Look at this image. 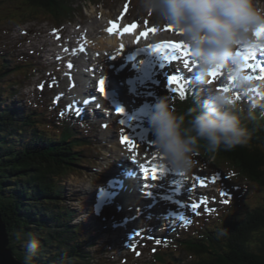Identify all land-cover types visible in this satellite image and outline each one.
Wrapping results in <instances>:
<instances>
[{"label": "rangeland", "instance_id": "374dc122", "mask_svg": "<svg viewBox=\"0 0 264 264\" xmlns=\"http://www.w3.org/2000/svg\"><path fill=\"white\" fill-rule=\"evenodd\" d=\"M7 2V0H3V2L0 0V56L12 57L13 59H16L17 57H21L23 54L27 55L28 52L36 50L37 52H35V54L37 58L39 56L44 57L43 70L36 78L32 80L28 81L23 79V75H21L20 72L11 71L9 73L13 80L20 81V89H22V93L24 95L30 91L34 92L37 90L39 79H41V83L38 94H41L44 91V83L48 84L49 82L57 86L58 81L53 80V73L58 71L63 76L68 75V71L74 67L73 61L77 55L81 52H85L88 49L96 48L99 50V53H97L96 56L101 55L102 51L104 50V48H101V43L106 39L113 38V36L124 34V29L132 24H137L138 27L136 28L135 32L128 33L129 35L135 37L136 33L142 29L140 34L137 33V37L135 39H130L131 41L136 42L139 46L146 43L156 44L159 38L165 39V41H171V38L175 36L176 39H180L177 32L164 31L165 27L168 25L161 26L156 22L154 17L144 16V14L137 8L136 0H92V2L88 1L84 2V4L81 3L82 1H76L74 6L71 7L73 9L71 13H64L63 15L58 16L42 11H38L32 16L29 14V11L20 12L19 15L12 16L10 4ZM101 2H103L104 6H107L108 9L98 5ZM132 2H134V5H132ZM4 3H7V5H4ZM126 5L127 11H125ZM104 23L110 25L118 24L121 26V29L113 34L108 31V28L105 31L93 33L90 38L81 33L80 29L83 30L86 27H91L93 24L101 26V24ZM151 27H156L158 32L155 34L149 32V35L144 37L142 33L148 31ZM68 28L80 32L78 37L73 38L75 41H82V43H80L76 48H69L68 46L64 45V42L67 41L69 37H71L65 33ZM41 29L49 31L48 35L44 34V36L38 37L37 32ZM51 36H53L51 40L55 42V45L43 47V43L46 42L47 39L50 40ZM22 40H24V42L21 46H19L18 44ZM61 40L62 44L59 42ZM57 47H60V49L57 50L56 57H54V52L52 51L56 50ZM65 55H68L69 57L65 58ZM87 55L88 56L86 57L84 64H88V62L91 63L88 65L90 67L82 68V75L90 78L94 82H96L97 77L108 76L107 71H110L114 67V65L111 63L113 56H110V60H106L105 63L107 66L105 65V69L99 72L93 71L92 68L95 65L94 63L96 57H93V53H91V56L88 53ZM188 56L189 55L187 54L184 57ZM115 57L117 58L116 65L119 67L124 65V63L129 59V55L125 52H117ZM48 59H51V61L48 62ZM160 59L161 58L159 55L155 58L154 64L157 65V67L156 71L154 72V76L157 77L152 80L153 85L161 91L159 95H155L154 91H151V87L145 86L144 82L142 81L141 83L136 84L137 86H140L138 92L139 94L136 96V100L131 99V103L133 102V104L136 101L141 104L149 102V106L146 108V115L148 116L147 119H138V122L140 123L137 124L127 123L126 119H116V125H122L125 130L128 129L127 132L123 133L119 126L110 125L109 128V125L101 124L97 118V120H95V125L98 129L97 142L100 146V152L97 155L94 154L92 158L93 164L91 165H85L84 163L79 162L78 166L73 169V175L68 177L65 186L66 190H69L71 194L74 192H84L85 190L89 189H93V192H98L99 188L104 187L108 183L106 180L105 184H98V180L101 177L100 174L105 173L111 175L119 171L128 170L131 165V167H135L136 170H140L139 165H137L136 161L132 157L126 159L122 154V151L132 149L128 145L121 143V137L128 136L136 143V147L139 150L145 149L146 152L151 151V159L148 163L149 167L163 166L162 174H174V182L182 180L181 182L184 185L183 190H185L186 193L182 199H171L163 192L162 189H159V186L161 188L163 185H165V187L167 186L169 189H172L174 187V185H172V180L168 181L171 184H169L167 181L150 182L154 185H158V196L163 195L168 199V202H163L158 198V201L155 200V202L159 203V208L165 211V215L161 218V220H157L155 222H152L150 216L157 214H155L153 211L148 212L149 218L146 217L145 214L137 211L138 207L136 203H125L127 208L131 210V213L125 212V214L122 213L123 209H116L124 208V206H114V208L109 206V208L115 211H105V209L102 212L104 215L100 216L99 218H97L96 213H92L94 210L92 207L91 213L89 212L87 216L91 215L93 219L92 222L95 224V228H97V233H93V230L92 234L88 235L92 237V239L93 236L97 239L94 241L95 247L93 251H97V253H101L100 256L105 257L103 261H101V264H111L110 262L114 261L107 257L108 255L106 256L108 250L111 248H113V250L115 249L114 251L112 250V253L116 255L115 260L119 259L118 264H148L153 262L154 260L152 259L151 254L156 250V247H158L156 241H159V239L157 236L155 237L153 235L145 234L146 232L151 230L153 234L156 233V229H159L163 235H167L169 233H178L182 235V231H187V228L195 224H197L198 228L202 229L205 227L204 223L206 218L210 216H218L222 212V210L219 209L220 207L218 208L217 205L212 211L206 209V206L209 204V202L213 200L217 203L224 202L223 205H227V211L235 213L239 209L237 201L240 202L241 206H253L258 201L260 196L264 194V189L260 188L257 184L249 182L243 176H240L238 169L230 166L221 156L217 154H209L205 152L203 148H201L200 152L195 156L196 166L192 169L191 173L186 176H180L179 173L174 172L172 169L160 163L158 158L154 156L155 153L153 151L155 150V137L149 124V117L151 112L154 110L156 103L160 99L167 98L169 100L167 96V89L170 86L165 81V73H167V70L169 69V65L167 64L168 61L166 63H159ZM56 61L60 62L55 63ZM91 64L93 65L91 66ZM134 68L138 67L134 66ZM166 76L168 77L170 75L167 73ZM223 79H225L223 77V73H220L214 79V81L197 87L204 91L205 99H208L212 89L219 90L222 88L220 85ZM27 86H29L28 89H26ZM143 87L144 89L142 90ZM123 89L124 91H127L129 87H124ZM206 92H208V96L206 95ZM148 97L152 98L151 101H149ZM52 99L56 101L57 105L58 97L54 95L52 96ZM67 103V100H65L63 106L68 110L69 105ZM73 109L75 111L77 110V108ZM111 111L114 112L113 109ZM111 111L110 113H112ZM107 129H111L109 131V136L108 134L106 135L105 132ZM134 129H136V131H134ZM110 135L112 137H110ZM114 163L118 165L114 167ZM138 178L142 181L144 178L142 172L139 174ZM145 180L148 181L147 179ZM201 180L206 186H200ZM213 180H215V182H213ZM194 183L196 184L195 186L193 185ZM174 184L180 186V183ZM222 192L226 193V195L222 196ZM111 193L112 197L115 198L113 191H111ZM84 195L85 194H82L81 196L85 199L86 196ZM67 196L68 193L65 194L64 198ZM172 201L178 202L179 204H172ZM225 201L228 202L226 203ZM184 202H186L188 206L183 207L182 205L185 204ZM64 203H66L64 205L70 206L68 201ZM180 203H182V205ZM193 204L198 205V207L193 209L191 207ZM82 206L83 201L77 204V208ZM202 209L203 211L201 212ZM137 213L141 214V222L138 226H136L134 221H132L138 218V216H136ZM199 213L200 215L198 220H196V216ZM126 218L131 220V224L128 226L123 224V220ZM79 221L87 220L86 217H84L79 219ZM71 224L73 225L75 223ZM119 227L121 229H119ZM106 229L111 230V232L107 233L105 231ZM107 242H110L111 245H107ZM137 246H146L147 248L143 249V247L139 248ZM113 254H111V256H113ZM125 255H128V257L126 258Z\"/></svg>", "mask_w": 264, "mask_h": 264}, {"label": "trees", "instance_id": "16d2710c", "mask_svg": "<svg viewBox=\"0 0 264 264\" xmlns=\"http://www.w3.org/2000/svg\"><path fill=\"white\" fill-rule=\"evenodd\" d=\"M7 1L31 16L38 11L58 16L71 13L77 0ZM7 72L1 64L0 211L11 249L25 262L24 242L28 234H34L41 247L31 264H100L102 257L84 250L85 238L69 224L71 213L62 202L61 183L79 162H89L90 152L85 147L90 143L77 140L66 122H55L53 116H28L6 104L15 86ZM249 126L252 142L217 155L238 169L240 176L264 189V124L259 119ZM223 204L217 203L222 212L206 218L205 227L157 250L152 264H264V194L253 206L237 202L235 213L224 211L227 205Z\"/></svg>", "mask_w": 264, "mask_h": 264}, {"label": "clouds", "instance_id": "9594fccd", "mask_svg": "<svg viewBox=\"0 0 264 264\" xmlns=\"http://www.w3.org/2000/svg\"><path fill=\"white\" fill-rule=\"evenodd\" d=\"M136 6L161 26L176 29L202 82L223 73L227 85V90L212 89L198 108L177 111L167 98L156 103L149 124L158 161L186 176L201 148L215 155L247 146L252 139L248 122L264 106V79L249 73L246 59L264 45L256 36L264 26V0H136ZM237 95L251 97L247 107ZM24 247L25 264H31L41 241L28 234Z\"/></svg>", "mask_w": 264, "mask_h": 264}, {"label": "bare ground", "instance_id": "6f19581e", "mask_svg": "<svg viewBox=\"0 0 264 264\" xmlns=\"http://www.w3.org/2000/svg\"><path fill=\"white\" fill-rule=\"evenodd\" d=\"M112 25L104 23L101 24V26L98 25H91V27H86L85 29H80L81 33H83L85 36H87L88 38H90L92 36L93 33H97L99 31H105L108 28H111ZM121 29V26H119V30ZM142 29H140L137 33L140 34ZM49 31L46 30H39L37 32V36L38 37H42L44 36V34L48 35ZM67 35H70L71 37H69V39L67 41L64 42L65 46H68L69 48H76L80 43H82V41H75L73 38L78 37V35H80L79 31L77 30H72L70 28L67 29V31L65 32ZM116 32H114L113 34H115ZM137 33L136 36L133 37L131 35H129L128 33L124 32V34L122 35H116L113 36V38L111 39H106L104 42L101 43V48H104V50L102 51L101 55L96 56L97 53H99V50L96 48H92V49H88L85 52H81L77 55V57L74 59L73 61V68L68 71V80H66V84H67V89L66 92L71 91V102L70 105L73 108H77V112H80L81 115L83 116H87V115H92L94 120H98L100 121L101 124L103 125H108L111 120H113V118H116L117 116L115 115V113H110L109 108L107 103H109V100H105V99H99L97 98L96 95L93 91H92V86H93V80L89 81V80H85L83 79V77L81 75H72L74 70L77 69H82L83 67H87L89 65L88 64H84V62L86 61V57L88 56L87 53L91 56V53H93V57H96L95 60V65L93 68V71H99L101 72L102 70L105 69V65L107 66V64L105 63L106 60H108L110 58V56H113V59L111 61V63L114 65L113 69H111L110 71H107V75L108 80H111V84L113 85V87L116 90H119L121 88L124 87H128L129 85H131L132 87L135 86V84L139 81L140 83L143 81L145 83V85H147V87H151V91H154L155 95H159V93L161 92L159 89L156 88V86L153 85V83L151 82V80L155 79V76L152 72V70L148 69L146 66V63L143 61L144 59H146L147 61H152V59L154 58V56L150 57L151 54H157L155 52H153L152 50L147 51L146 50V54L145 55H141L139 54L140 52L138 51L140 47L137 45L136 42L131 41V38H136L137 37ZM53 36L50 37V40L47 39L46 42H44V46L46 45H51L54 44V41L51 40ZM24 40H22L20 42V44L23 42ZM171 41L174 42H181L180 39H176L175 36H173L171 38ZM161 42H165V39L159 38L157 40V43H161ZM150 45V44H148ZM64 46V47H65ZM60 47H57L56 50H54V52L56 53L57 50H59ZM123 49V50H121ZM72 50V49H71ZM117 52H125L129 55V59L127 60V62L124 63L123 66H117V58L115 57V55L117 54ZM151 53V54H150ZM190 58V54L189 52L187 53ZM119 55V54H118ZM123 55V54H122ZM127 56V55H126ZM69 57L68 55H65V58ZM177 60L174 58L172 61H165L164 59L163 62L169 65V69L167 70V73L169 75L172 76V78H175L179 84L184 85L186 82L191 83L187 76L185 75V72L187 73H191L192 76L196 79V82L198 84H205L204 82H202L199 79V76L197 74V66L193 64V62L191 61V59L189 60L188 57H183L181 56L179 53H177ZM128 58V56H127ZM257 61H251V63H257L260 64L262 63L260 61L259 58H256ZM110 60V59H109ZM60 61H56L55 63H59ZM175 64H174V63ZM93 64H91L92 66ZM134 65H137L138 67H143L146 68L145 72H140L138 70H135L134 68H132ZM63 67V66H61ZM156 68V66H155ZM258 69L256 71V73H258ZM172 73H175V75H173ZM81 74V73H79ZM260 74V73H259ZM55 77H61L60 72L55 74ZM128 77H131L132 79L129 80V84L126 83V80L124 79H128ZM100 80V77H97V81ZM192 84V83H191ZM130 87V86H129ZM208 89V88H207ZM209 90V89H208ZM62 93H65V91H62ZM68 94V93H67ZM206 95L208 96V92H206ZM149 101H151V97H148ZM146 108V106L144 107ZM142 113L145 114V109H142ZM119 119H121V116H119ZM124 119V118H122ZM122 129V132H127L128 129H124V127L122 125H117ZM110 128V125H109ZM113 128V127H111ZM111 129H107L105 130L106 135L108 134L109 136V131ZM134 131H136V129H134ZM110 137H112L110 135ZM153 151V150H152ZM155 151V150H154ZM153 151V152H154ZM150 152H146L145 149H138L137 147H135L134 149H128V150H124L122 151V154L124 155V158L128 159L129 157H132L137 165H139V167L141 165H147L149 163L150 158ZM155 153V152H154ZM155 157H157L156 155H154ZM116 163L113 164L114 167H116ZM112 167V166H111ZM116 170V169H115ZM101 177L98 180V184H105V181L107 180V177L109 176V174H105L102 173L100 174ZM127 175V176H126ZM174 174H161L160 177L156 180H152V179H147L148 181H155V182H168L169 180L173 181L174 178ZM177 177V176H176ZM118 180H120L119 183L116 184L114 181L113 185L119 186V184L121 185V190H124V195L120 194V196L116 197L117 199L112 200L113 198L112 195L110 194V196L108 195V193H105L104 195H108L109 197H107L105 199V205H114V206H124L122 213H128L131 210L129 208H127V206L125 205V203H137L138 206L139 205H147V204H143L147 202V197L145 199L144 196H137L136 193L134 192L133 187L136 188V190H139V185L138 184V178H137V174H136V168L135 167H129L128 170H124L121 173L118 174ZM145 181V178H143ZM103 181V182H102ZM182 180H178L176 182L173 181L172 185H174V189L175 190H180L182 187ZM97 183V182H96ZM169 183V182H168ZM180 183V186L175 185ZM171 184V183H170ZM194 186L196 185L195 183L193 184ZM118 188V187H117ZM118 190V189H117ZM149 191L151 189H148ZM91 192V191H90ZM114 193V192H113ZM199 195V194H198ZM80 195H77V197ZM90 197V196H89ZM150 199V198H148ZM92 200V195L89 198H87L86 200V207L89 210L93 204ZM132 201V202H130ZM163 201L166 202L168 201L167 198H163ZM174 204H179L178 202H173ZM172 203V204H173ZM116 204V205H115ZM61 208V207H60ZM145 211V210H143ZM125 213V214H126ZM131 213V212H130ZM152 219V221H157V217L156 216H151L150 217ZM162 217H160L159 220H161ZM74 221H76V218H74ZM135 223H140V219H136L134 220ZM159 223V222H157ZM128 228V227H127ZM121 229V228H119ZM150 234H152V231L150 230ZM95 240V239H94ZM88 243L91 244H95V242L92 239H88Z\"/></svg>", "mask_w": 264, "mask_h": 264}, {"label": "snow or ice", "instance_id": "6c2138e0", "mask_svg": "<svg viewBox=\"0 0 264 264\" xmlns=\"http://www.w3.org/2000/svg\"><path fill=\"white\" fill-rule=\"evenodd\" d=\"M125 11H127V5L125 6ZM137 27H138L137 24H132L129 27L125 28L124 32L133 33V32H135ZM108 31L110 33H114V32L119 31V25L118 24H112L111 28H109ZM164 31L176 32V29L172 26H167V27H165ZM149 32L155 34L158 32V29L156 27H151L148 31H145L144 33H142V35L144 37H147L149 35ZM256 36H257V39L264 40V26H260L256 30ZM151 49L153 52L159 54L165 61H172L174 58L177 60V58H178L177 53L178 52H180L183 56H186L188 53V51L185 50V46L181 42H174V41H165V42L155 44L154 46H152ZM121 50H123V49H121ZM259 53L262 56H264V45L260 46V52ZM256 58H257V54L253 55L251 57H246V59H248V61H249L248 69H251L252 72H256L258 69L260 75H255V79L261 80V79H264V62H262L260 64L250 62V61H255ZM218 74H220V73H213L212 79L210 82L214 81V79L218 76ZM171 83L174 85V89L178 92L180 98L181 99L185 98V94H184L183 89H182L181 85L179 84V82L175 78H173ZM99 90L101 93H105V81L104 80H101L99 82ZM219 90H227V89L221 88ZM237 99H239V95L237 96ZM121 143L128 145L132 149H134L136 147V143L128 136H122L121 137ZM140 169H141V172L143 173V176L145 179L150 178L152 180H156L162 174L163 166L149 167L147 165H141ZM179 175L183 176L182 174H179ZM197 179H200V178H197ZM213 182H215V180H213ZM200 186L201 187L206 186L202 180L200 182ZM221 195L222 196L226 195V193L222 192ZM225 202L227 203L228 201H225ZM191 207L193 209H195L198 207V205L193 204V205H191Z\"/></svg>", "mask_w": 264, "mask_h": 264}, {"label": "water", "instance_id": "95a60500", "mask_svg": "<svg viewBox=\"0 0 264 264\" xmlns=\"http://www.w3.org/2000/svg\"><path fill=\"white\" fill-rule=\"evenodd\" d=\"M10 235L0 211V264H25L11 249Z\"/></svg>", "mask_w": 264, "mask_h": 264}]
</instances>
